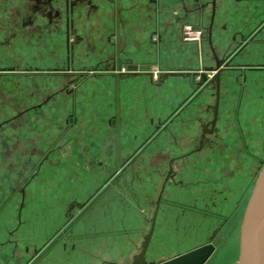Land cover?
<instances>
[{
    "label": "crops",
    "instance_id": "crops-1",
    "mask_svg": "<svg viewBox=\"0 0 264 264\" xmlns=\"http://www.w3.org/2000/svg\"><path fill=\"white\" fill-rule=\"evenodd\" d=\"M94 1L99 2L101 8L95 20L103 23L101 25L103 31L107 29L108 20L112 18L113 5L105 3L104 0ZM197 1L204 5L202 15L199 17L195 13H190L185 20L177 21V17L182 15V6L190 10L195 7V0H161L158 9V26L152 20L153 18L149 17L147 0H120L119 20L115 21V25L111 28L119 39L115 47L110 48L112 52L120 53L123 62L137 65L149 64L151 72L116 82L113 106L105 102L108 106L105 104L102 107L104 109L113 108L112 115L115 114L116 118L121 119L120 128L116 129L113 139L116 144V157L120 158L123 154L121 132L124 126L157 125L159 121L163 123L171 115L170 113L178 109L177 117L172 118V126L163 130L161 134L159 132L154 138L168 141L167 138H171V134H175L174 131L182 135L188 131V127L199 126L212 118L209 108L214 103V97L211 103L205 102V97L209 94L211 87L193 88V84L199 79L197 76L194 78L168 76L156 83L160 80L162 72L176 69L183 71L192 68L199 69L211 64L207 39L199 43H189L181 38V28L184 23L208 26L211 17L209 4L211 0ZM262 18H264V0H216L211 25V41L217 55L223 56L232 51L236 47L234 40L238 39L236 36L239 33L248 35L253 32ZM157 26L161 33V41L153 47L151 41L156 39L153 30H156ZM125 43L127 47L121 52L120 46ZM108 46L104 41L95 44L101 52ZM231 64L240 69L256 64L264 66V29L257 35L256 43L237 55ZM237 71L238 69H233L230 72H224L221 76L215 121L216 132L211 136L216 139L219 147L217 150L213 149V152L210 151V155L203 157L202 164L186 165L181 168L179 171L181 176L177 183L169 181L164 185L154 230L145 255L147 260L159 257L161 253H165L171 259L210 243L213 250L203 263L208 264L214 256L222 254L228 239L239 233L244 208L253 186L246 195L242 196L243 200L237 204V208L231 211H225L230 195L227 198L224 197L222 202L219 201L220 195L225 193L223 188L219 195H215L216 201L214 200L210 205L213 209L205 210L199 206L200 203H197L199 197L202 196L199 190H204L197 184L199 180L201 181V177L209 174L218 175L229 164L235 166L237 163H242V160L236 161L235 158L238 156L246 157L247 154L249 157L259 158L264 155V69H247L243 76ZM210 75L211 73L208 74ZM198 90L200 95L194 99L193 95ZM210 94H213V91ZM240 148L245 151L244 154L237 153L241 151ZM244 172L243 167L238 171V177L236 175L230 177L228 182L232 178L234 185L238 186L244 181ZM2 173L6 172L0 169V179ZM196 175L200 176L198 181L193 180V178L196 179ZM7 181V176L0 180V264H22L25 260L24 245L31 247L33 242L44 238L55 225V183L48 184V188L40 194L41 197L37 204L29 191L24 200L10 194ZM161 185L162 182L156 198L160 193ZM37 186L38 183H35L32 188ZM151 187L152 192L155 186ZM227 187L230 189L229 183ZM210 189L213 191L214 187ZM210 195L207 196L210 197ZM21 205L25 207L22 208ZM37 211L39 215L34 214ZM221 214L225 217H223V223L219 225ZM132 221V215L123 209L122 229L120 230L122 234L105 235L104 239L88 243L89 246L84 244L77 248L74 247L71 252L62 251L67 256L65 257L66 262L93 264L92 258H94L100 261H95L94 264L128 263L131 256L138 251L144 235L139 239L137 249L133 250V247L129 246V243H134L132 242L133 235L132 237L127 235L128 225ZM99 222L107 223L103 218ZM111 222L114 223V219H111ZM104 226L102 224L103 229H105ZM206 232L208 233L205 234ZM187 238L192 239L191 243H188L190 245L186 244L189 247L181 246ZM12 240H17L18 244ZM173 244L176 245V251L169 250ZM168 247V251H165ZM219 260L215 264H221L222 261ZM235 260L234 264H236ZM155 261L160 262L158 259ZM38 264H55V246Z\"/></svg>",
    "mask_w": 264,
    "mask_h": 264
},
{
    "label": "rangeland",
    "instance_id": "rangeland-1",
    "mask_svg": "<svg viewBox=\"0 0 264 264\" xmlns=\"http://www.w3.org/2000/svg\"><path fill=\"white\" fill-rule=\"evenodd\" d=\"M14 1L0 0V66H19L15 73H3L0 76V96L6 97L8 101L0 105V121L42 102L47 95L58 91L67 84L68 80V74L36 72L24 74L20 71L26 66L31 68L38 66L44 69L54 66L65 67L64 40L63 29L60 26L61 30L58 31L56 44L46 43L43 47L44 53L41 54L36 51L39 47L33 46L32 55L37 53L39 55L37 54L35 58L32 57L31 60L24 58V48L29 39L25 38L22 28L23 32L20 31L21 29L17 25H13V23L17 24V19L13 15ZM26 15V13H21L18 16V21L22 17L24 19ZM41 21L43 24L46 23V20ZM111 28L112 18L108 20V27L103 32V39L111 32ZM13 32L17 33L15 37L12 36ZM3 38H6V42ZM87 48L89 50L87 51L89 52L88 57H84L86 51H84L83 46L77 48L79 53L76 57L77 68L91 67L113 53L109 46L105 49L102 48V52L98 47L93 50L89 47H86V50ZM75 75L78 74L75 73ZM76 83L75 99L77 105L75 111L72 109L73 95H67L61 91L41 109H31L23 116L12 120L3 129H0V144L10 143L14 147L18 143L23 144L27 147L28 153H32L31 158H28L29 154L26 157H21L24 164L17 165L16 169L13 170L15 173L2 169L3 172H6L5 174L2 173L3 176L9 175L15 187H19L25 177L39 167L38 163L42 155L47 157L38 169V175L32 180V183L36 182L38 186L32 188L31 195L40 199V194L45 188H48V184L55 183V225L51 227L44 238L38 240V243L42 244L47 238L58 235L57 231L66 228L72 220H75L71 231L63 235L55 246V264H69L66 262L65 257L67 256L63 252H71L73 250L72 245L77 248L84 244L87 245L91 241L104 239L103 236L105 235L122 234L123 232L121 233L120 230L122 229L121 216L123 209L133 217V221L128 225L127 235L131 237L133 235L134 240L132 242L134 243H128L129 246L133 247V250H136L139 239L149 229L150 218L154 212V202L166 173L169 158L185 153L195 147L199 130L196 125L193 128L188 127V131L182 135L174 131V136L168 137V141L156 138L148 142L150 136L154 133V125L124 126L123 132H121L123 154L119 158V163L126 162L135 152H139V154L129 165H125L123 169H120L116 163V144L113 140L116 130L112 125L107 126V119L111 117L114 110L113 108H102L106 104L105 102L113 106V79L111 77L97 78L89 73L87 77H77ZM69 87H74V84H69ZM211 92L212 89L205 97L207 103L212 102ZM108 105L106 104V106ZM68 114L73 115L69 116ZM74 117L77 119L74 120ZM207 117L209 118V115ZM218 147L216 139L210 137L207 145L195 155L206 157L213 152V149L217 150ZM240 150L237 153H245L242 148ZM161 156H166L167 159H158ZM245 156L241 155L235 158L237 162L243 161L237 163V166H232V164H229V166L226 163L228 167L224 168L223 172L218 175L211 176L209 174V177H201V181H198L200 178L198 175H196V179L193 178V180L198 181L199 187L204 189L199 190L202 192V196L199 197V202L197 201V203H200L201 208L205 210L212 208L210 205L214 200L216 201L215 195H219L222 188L225 189V193L220 195L219 201L222 202L230 195L225 211L237 208V204L243 200L242 196L246 195L254 185L262 166L261 161L264 162V155L259 158L249 157L247 154ZM192 157L187 160L173 162V170L177 171L176 181L180 179L181 174L179 171L183 162L192 160ZM28 160L30 165L27 166ZM222 161L225 162L226 160ZM243 167L245 171L244 181L238 186L234 185L232 178L228 182L230 177L235 175L238 177V171ZM69 169H74L75 175H73L71 181H65L63 177ZM233 172L234 174H232ZM228 183L230 189L227 187ZM152 185L155 188L151 192ZM101 187H107V190L88 209L85 210L87 205L83 206L84 208L75 206L71 210V219L66 218L65 213L70 201H87V198L92 194L94 195ZM210 187H214V190L212 191ZM208 194H211L210 197L207 196ZM35 208L39 209V207ZM145 213H147V218H145ZM222 214L219 217V225L223 223V217H225ZM101 218L107 221V223H102L103 226L105 225V229L99 222ZM111 219H114L115 222L112 223ZM214 225H217V223H214ZM238 235L239 233L235 237H230L224 245L222 254L214 256L208 264H215L218 259L223 264L233 263L238 258ZM191 241V238H187L181 246L189 247L190 244L188 243H191ZM62 243L66 244V249H62ZM175 246L173 244L170 249L168 247L165 251H168V249L176 251ZM95 261L100 262L92 258L93 264Z\"/></svg>",
    "mask_w": 264,
    "mask_h": 264
},
{
    "label": "flooded vegetation",
    "instance_id": "flooded-vegetation-1",
    "mask_svg": "<svg viewBox=\"0 0 264 264\" xmlns=\"http://www.w3.org/2000/svg\"><path fill=\"white\" fill-rule=\"evenodd\" d=\"M148 1V7H149V17H152L154 20V22L157 23V25L159 26V14H158V9H159V4L161 0H147ZM14 11H13V15L16 17L17 19V24L13 23L14 26H18L19 29H23L24 31V35L26 39H29V42L27 43V45L24 48V58H26L27 60H31V58H35L37 56V54L39 55V53H44V46L46 43H54L56 44L57 42V38H58V31L63 29V40H64V53H65V67L60 68V67H49V68H42V67H38V66H33L32 68L30 66H26L24 67V69H21L20 71H22L24 74L26 73H31V72H36V73H46V74H68V80H67V84H65L61 89H59L56 92H53L49 95H47L45 97V99L40 102L35 104L34 106L25 108L22 111H19L17 114L3 119L0 121V129H3L5 125H9L10 122L12 120L17 119L18 117L23 116L24 114H26L27 112H29L31 109H41L44 105H46L56 94H58L59 92L63 91L65 94L67 95H73L72 97V109L75 111L76 110V99H75V94L77 92V87H76V80L77 77H87L88 74L90 73L92 76L94 77H111L113 79V91H114V96L113 98H115V91H116V82L118 83L120 80L124 79V78H131V77H136L138 75L135 76H131L128 75L127 70H126V65L128 62H123L121 60V56L120 54L117 55L116 52H113L111 56L103 58L101 60H99L97 63H95L93 66L91 67H81V68H77L76 67V57L79 55L77 48L79 46H83V49H85L84 51H86L84 53V57H88L89 56V51L88 48L86 50V47H89L91 50H93L95 48V44L97 42H101L104 41L106 44L109 45V47H115L117 41H118V37L115 36V34L113 33V31L109 32V34H107L105 36V39H103V30L101 29V25H103L102 22L95 20L96 16L99 15V13L101 12V8L99 6V2H95L94 0H15L14 1ZM20 2V3H19ZM105 3H110L113 5V0H104ZM195 7L187 10V8L185 6H182L181 10H182V15L177 17V21H182L185 20L187 15H189L190 13H195L197 14L199 17L202 15V11H203V7L204 5L202 3H199L197 0H195ZM210 4V3H209ZM211 6V5H210ZM21 13H26V17L23 19V17L18 21V16L21 15ZM61 14L63 15L61 17ZM40 20V21H39ZM45 21L46 23L43 24V22L41 21ZM62 20V21H60ZM121 23V21H119ZM115 21L112 20V26L115 25ZM209 24H210V19H209V23L207 27H203L201 25H191L188 23H184L182 24V28H181V38L183 41L185 42H189V43H199L200 41H203L204 39L207 38V32L209 29ZM61 26V29H60ZM158 26L156 28V30H153V35H156V39H153L151 42L153 43V47L155 45H158L159 42L161 41V33L159 32ZM189 26L192 29H199L200 30V35L198 36L197 39L192 40V41H186L183 39L182 36V32L184 27ZM22 29L20 30L21 32ZM264 29V18L261 19V21L258 22L257 27L255 28V30L251 33H249L248 35H244L242 33H239L236 37H238V39H234L235 42H239L241 35H243L245 37V40L241 43V45L239 47H241L238 51H236V56L239 55L240 53H242L245 49L249 48L250 46H252L253 44L256 43L257 41V35H259L260 31H262ZM39 32V34H37ZM17 33H12V36H16ZM33 46H38L39 48L36 49L37 54H33L32 55V49H34ZM43 48V49H42ZM35 51V52H36ZM41 56V55H40ZM144 65H148L149 67V71L147 72H141V74H147L151 72V66L149 64H144ZM19 68V66H15V65H11V66H0V76L3 75V73H15V71ZM123 68V69H122ZM240 67H236L235 69H238L237 73L241 74V76L245 75L244 73L246 72L247 69H264L263 65L260 64H256V65H249L246 66L245 68H241ZM191 70L195 71L198 70V68H192ZM81 71V72H79ZM75 73H77L78 75H75ZM164 73V72H162ZM161 73V75H162ZM160 75V80H158L156 83H158L159 81H162V77ZM196 83V82H195ZM193 84V88L197 89L198 86L196 84ZM69 84H74V87H69ZM210 87V86H209ZM200 90V89H199ZM199 90L196 91L193 95V98H197L200 94H199ZM213 91V89H212ZM213 97H214V91H213ZM49 97H51L49 99ZM47 101L46 103L44 101ZM115 105V102H114ZM212 106L213 104L210 106L209 109H211V113H212V118L206 122V123H202L198 126L199 130H198V137H197V144L195 147H193L192 149H190L189 151L182 153L180 155L177 156H173L170 157L168 160V166H167V170L166 173L164 175L163 181L164 179L167 177V180L165 181V184L169 181H172L174 183H177V181L175 180V177L177 175V171L173 170L172 164L174 161L177 160H187L188 158L192 157V160L189 161H184L181 168H183L186 165L189 166H196V165H200L203 162V157L200 156L198 157V155H195L199 152H201V150L203 149L204 146L207 145V143L210 141V137L215 135V123L213 128H211L210 126V122L213 119V111H212ZM171 115H169L164 121L163 123H161V121H159V123L157 125H154V133L152 134V136H150L149 141L153 140L155 138V136L160 132V134L162 133L163 130H167L172 126V122H173V117L176 116V114H178V109L175 110L174 112L170 113ZM69 116H72L73 114H68ZM177 117V116H176ZM175 117V118H176ZM217 118V115H216ZM215 118V121H216ZM77 118L74 117V120H76ZM121 119L116 118L115 114L112 115L109 119H107V124L108 126H113L115 128V130L120 128L119 122ZM206 125L207 129H211V132H207L205 133V136L203 139H201V134H202V130H203V126ZM173 135V134H171ZM174 136V135H173ZM202 141V145L199 148V141ZM8 147L13 148V144H6ZM29 157L31 158V154L32 153H28ZM139 154V152H135V154L130 157L126 162H124L123 164L119 163V157H116V163L117 166L120 169H123L124 166L129 165L132 160L134 158H136V156ZM31 162V161H30ZM189 162V163H188ZM263 162V161H261ZM27 166L30 165L29 164V160L27 161ZM43 162L38 163V168L31 173L30 175H28L27 177H25V180L23 181V183H21V185L19 187H15L10 179V176L7 175V179H8V184L10 186V194H12L14 197L19 198L20 200H24L26 198V196H28V191L31 193L32 187L33 185H35V183L33 184L32 180L34 179L35 176L38 175V169L42 166ZM26 167V166H25ZM12 173V171H11ZM13 173H15L13 171ZM3 179L4 176H1ZM0 179V180H1ZM162 181V183H163ZM114 182V181H112ZM164 184V185H165ZM162 186V185H161ZM97 190V189H96ZM101 190V191H100ZM107 190V187L104 188H99L94 195H90L87 198V201L85 202H79L77 200H72L69 202L68 207H67V211L65 213V216L67 219H71V210L77 206V203L82 204V207L86 206L85 208L88 209L91 204H93L94 201H96L97 199H99L104 192ZM100 191V192H99ZM162 195V194H161ZM95 196V197H92ZM161 199V198H160ZM157 200V198H156ZM156 200L154 202V210H155V203ZM160 204V201H159ZM73 207H70L72 206ZM81 207V208H82ZM83 207V208H84ZM70 208V210H69ZM70 221V220H69ZM75 220H72V222L70 224H68L66 226V228L61 229L60 231H57L56 233H58V235L53 236L52 238H47L42 244L38 243V240H36L35 242H33V244H31V247H29V245H24L23 247V254H24V262L22 264H38L39 261L41 259H43L45 257V255L51 250V248L53 246H56L57 243L59 242V239L61 237H63V235H65L68 231H71V227L72 224L74 223ZM14 243L18 242L17 240H12ZM18 244V243H17ZM62 249H66L65 243H62ZM74 245H72V249H74Z\"/></svg>",
    "mask_w": 264,
    "mask_h": 264
},
{
    "label": "water",
    "instance_id": "water-1",
    "mask_svg": "<svg viewBox=\"0 0 264 264\" xmlns=\"http://www.w3.org/2000/svg\"><path fill=\"white\" fill-rule=\"evenodd\" d=\"M215 2L216 0L210 1L211 17L206 38L211 55V64L205 65L195 71L191 69H186L184 71L176 69L164 72L161 75L162 78H166L168 76H184L194 78L197 76L199 79L195 84L198 87L203 86L202 88H206L210 86L211 89H213L214 103L212 106L213 119L210 122L211 128L214 126L217 115L221 76L224 72H229L230 70L235 69L236 66L232 65L231 61L236 57V51L241 48L239 46L245 40V37L241 35L240 41L236 43V47L233 48L232 51L224 54L223 56L217 55L211 41V25L215 12ZM126 70L129 72L127 73L128 75L135 76L140 75L141 72L149 71V67L148 65L127 63ZM210 73L211 75L208 76ZM203 127L201 139L204 138L205 133L211 132V129H207L206 125ZM201 145L202 141L200 140L199 148ZM166 180L167 177L164 179L160 193L157 197L155 210L150 219L149 229L142 236L138 251L131 256V260L126 264H160V262H156L154 260H147L145 255L154 230L161 192L163 191ZM70 207H73V205ZM77 207H82V204L77 203ZM212 250L213 246L209 243L205 246L196 248L195 250L177 255L169 259L167 264H203ZM236 264H264V162H262V166L257 174L240 223L238 258Z\"/></svg>",
    "mask_w": 264,
    "mask_h": 264
},
{
    "label": "snow or ice",
    "instance_id": "snow-or-ice-1",
    "mask_svg": "<svg viewBox=\"0 0 264 264\" xmlns=\"http://www.w3.org/2000/svg\"><path fill=\"white\" fill-rule=\"evenodd\" d=\"M121 11L120 7V0H113V7L111 9L112 12V19L113 21L119 20V14ZM123 22V21H121ZM5 39L6 42V38ZM127 47V44H123L120 46L121 52L123 51L124 48ZM139 47V45H137ZM120 53H117L119 55ZM127 54V53H124ZM51 97H49L50 99ZM7 98L0 96V105H3L7 103ZM45 103L47 102L46 100L44 101ZM39 138V137H37ZM28 154V149L25 145L23 144H16L14 148L8 147L6 144H0V169H6L8 171H13L16 169L17 165L24 164V161L21 159V157H26ZM46 155L41 156L40 163L43 162L44 159H46ZM158 159H167L166 156H161L158 157ZM155 163V161H154ZM26 166V165H25ZM73 175H75V170L74 169H69L68 173L63 177L65 181H71ZM58 182V181H57ZM35 192V190H33ZM150 199V198H149ZM33 200L35 202H39V197L33 196ZM21 207H25V205H21ZM31 211V209H30ZM35 215H39V211L34 213ZM145 218H147V213L144 214ZM154 261L158 259L160 261V264H167V261L170 259L165 253H161L159 257H153L152 258ZM127 260V258H126Z\"/></svg>",
    "mask_w": 264,
    "mask_h": 264
},
{
    "label": "built area",
    "instance_id": "built-area-1",
    "mask_svg": "<svg viewBox=\"0 0 264 264\" xmlns=\"http://www.w3.org/2000/svg\"><path fill=\"white\" fill-rule=\"evenodd\" d=\"M200 35V30L199 29H192L189 26L184 27L182 36L183 39L186 41H192L198 38Z\"/></svg>",
    "mask_w": 264,
    "mask_h": 264
},
{
    "label": "bare ground",
    "instance_id": "bare-ground-1",
    "mask_svg": "<svg viewBox=\"0 0 264 264\" xmlns=\"http://www.w3.org/2000/svg\"><path fill=\"white\" fill-rule=\"evenodd\" d=\"M239 69H240V68H239ZM232 70H233V69H232ZM230 71H231V70H230ZM230 71H229V72H230Z\"/></svg>",
    "mask_w": 264,
    "mask_h": 264
}]
</instances>
